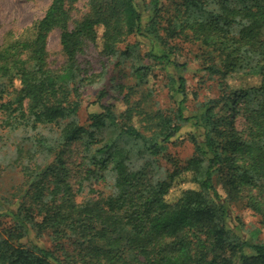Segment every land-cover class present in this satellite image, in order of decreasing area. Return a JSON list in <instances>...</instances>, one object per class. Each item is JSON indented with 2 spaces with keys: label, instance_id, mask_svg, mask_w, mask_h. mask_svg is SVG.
I'll list each match as a JSON object with an SVG mask.
<instances>
[{
  "label": "trees",
  "instance_id": "1",
  "mask_svg": "<svg viewBox=\"0 0 264 264\" xmlns=\"http://www.w3.org/2000/svg\"><path fill=\"white\" fill-rule=\"evenodd\" d=\"M73 1L51 0L30 28L6 32L0 44V127L44 130L16 149L25 159H15L22 201L11 209L0 199V264H264V243H231L226 225L235 199L264 225V0H90L70 29ZM53 30L65 59L57 70L47 64ZM130 36L147 37L155 66L176 74L174 115L144 106L153 66L139 65L133 86L117 82L113 102L81 125L82 93L95 80L82 75L78 53L90 43L116 59ZM176 37L197 46L196 62L218 91L189 116L186 63L169 45ZM185 126L192 155L180 165L168 146ZM107 127L137 143L134 163L126 145L104 140ZM99 183L108 191L93 189ZM43 234L54 248L34 241Z\"/></svg>",
  "mask_w": 264,
  "mask_h": 264
},
{
  "label": "rangeland",
  "instance_id": "2",
  "mask_svg": "<svg viewBox=\"0 0 264 264\" xmlns=\"http://www.w3.org/2000/svg\"><path fill=\"white\" fill-rule=\"evenodd\" d=\"M51 0H0V44L2 37L6 32L12 31L16 34L22 33L30 28L37 20H39L47 9ZM90 0H75L68 3L66 9L70 17L69 28H73V23L80 21L89 10ZM165 0L163 4H166ZM140 6H147L148 0H137ZM146 19L150 14H145ZM162 22L159 26L164 25L167 15L162 12ZM157 25V26H158ZM160 35L162 33L160 32ZM164 35V32H163ZM60 32L53 30L47 39V64L50 69H60L65 63L62 49L60 46ZM172 46V54L179 62L186 63L182 76L185 80V90L189 94L190 100L185 104L186 116L192 115L198 111L199 107L207 101L215 98L218 94L216 81L209 79L196 62V56L199 54L197 46L189 40L176 37L169 40ZM150 42L147 37H127L118 47L122 55H118L116 59L106 60L98 54V50L90 43H85L77 55L78 67L85 77H92L95 82L84 88L81 98V107L78 119L81 125H86L87 117L91 113H100L101 106H107L113 102L118 96L115 89L117 82H122L128 86H133L134 82L131 77L132 70L139 65H152L153 75L149 83V96L144 102V106L153 112H160L165 116L172 117L175 112V99L172 97L173 88L170 84L169 75L176 78V74L170 68L169 71L160 69L155 66L148 56L150 50ZM125 52V53H124ZM120 61V62H119ZM119 62V64H117ZM100 76V77H99ZM99 77V79H98ZM236 85L242 81L238 80ZM174 88L176 87L173 86ZM139 95L136 96V99ZM41 130V129H39ZM39 130H23L11 131L8 128L0 127V199H6L11 209L19 207L22 201L20 192L16 195V191L22 187L23 178L19 164L15 161L20 158L24 161L22 155H16V149L27 150L29 142L26 138H33ZM191 128L182 127L177 136L168 146V153L180 165H183L192 155V146L188 140V133ZM41 132H44L42 129ZM104 140L111 146L126 145L129 151V162L134 163L136 160L137 143L118 135L113 127H107L104 131ZM26 141V142H25ZM100 147V146H99ZM22 159V160H21ZM68 163L74 167L79 163L78 158L74 154L68 155ZM161 167L170 170L171 166L165 162H161ZM87 184L84 185V192L79 195L86 197ZM100 191H108V183H99L93 187ZM221 196H224L223 190H218ZM206 199L211 204L210 194H205ZM229 218L226 220L227 230L229 233L228 240L231 243L248 240L253 243H264V225L262 219L248 209L242 200H232L229 205ZM3 220V219H1ZM6 225V224H5ZM41 246L54 248V243L46 235H40L38 239H34ZM63 252L68 254L73 248L70 243L66 242L62 245ZM62 252V253H63ZM61 255V254H60Z\"/></svg>",
  "mask_w": 264,
  "mask_h": 264
}]
</instances>
